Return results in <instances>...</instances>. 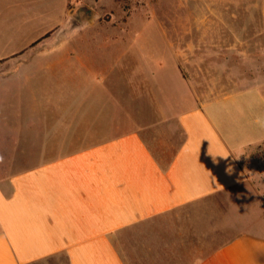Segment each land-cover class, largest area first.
Here are the masks:
<instances>
[{
	"label": "crops",
	"instance_id": "1",
	"mask_svg": "<svg viewBox=\"0 0 264 264\" xmlns=\"http://www.w3.org/2000/svg\"><path fill=\"white\" fill-rule=\"evenodd\" d=\"M69 2L0 0V53L14 54L0 55V95L11 83L30 87L50 118L35 157L0 159V264H264V232L245 229L253 221L242 207L252 199L264 209L253 187L261 165L244 162L264 143L263 95L201 96L171 47L169 62L75 69L74 49L45 47L68 30ZM42 52L72 70L56 93L48 78L2 75L19 55Z\"/></svg>",
	"mask_w": 264,
	"mask_h": 264
},
{
	"label": "rangeland",
	"instance_id": "2",
	"mask_svg": "<svg viewBox=\"0 0 264 264\" xmlns=\"http://www.w3.org/2000/svg\"><path fill=\"white\" fill-rule=\"evenodd\" d=\"M82 7L90 10L89 17L84 11L76 12ZM68 9V30L62 35L52 34L50 45L45 47H53L54 52L60 46L74 49L77 54H70L68 61L76 65L75 69L80 63L109 65L119 59L132 66L169 62L171 47L182 73L194 82L201 96L210 88L212 92L254 88L264 97V0H70ZM48 39L36 47H44ZM0 55L7 59L14 54L4 51ZM61 58L63 55L49 52L30 53L25 59L19 55L18 69L2 75L9 80L48 78L57 83L53 86L56 93L63 79L61 72L72 71L62 70ZM29 88L11 83L0 95V159L35 157L45 141L43 134L50 118L47 124L43 103L30 98ZM37 88L45 89L40 83ZM15 93L25 94L28 100ZM69 94L72 98L67 104L74 107L77 87L70 86ZM60 102H54V121L64 105ZM244 162L261 165L257 166L253 187L262 195L264 205V143L246 149ZM242 207L254 222H245V229L263 233L264 209L252 199Z\"/></svg>",
	"mask_w": 264,
	"mask_h": 264
},
{
	"label": "water",
	"instance_id": "3",
	"mask_svg": "<svg viewBox=\"0 0 264 264\" xmlns=\"http://www.w3.org/2000/svg\"><path fill=\"white\" fill-rule=\"evenodd\" d=\"M80 11H82V12L84 11L85 12V16H88L89 17V15H91L90 10H88V8H86V7H82L80 9H78L76 12L78 13Z\"/></svg>",
	"mask_w": 264,
	"mask_h": 264
},
{
	"label": "trees",
	"instance_id": "4",
	"mask_svg": "<svg viewBox=\"0 0 264 264\" xmlns=\"http://www.w3.org/2000/svg\"><path fill=\"white\" fill-rule=\"evenodd\" d=\"M47 37L49 36V34L48 35H46ZM46 36L45 37H43V38H41V39H39L38 41H36V43H34L33 45H35V44H38L39 42H41V40H43L44 38H46Z\"/></svg>",
	"mask_w": 264,
	"mask_h": 264
}]
</instances>
